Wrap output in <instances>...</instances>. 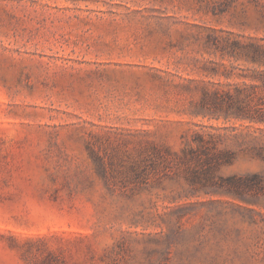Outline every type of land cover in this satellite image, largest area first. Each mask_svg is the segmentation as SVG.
Wrapping results in <instances>:
<instances>
[{"label": "rangeland", "instance_id": "1", "mask_svg": "<svg viewBox=\"0 0 264 264\" xmlns=\"http://www.w3.org/2000/svg\"><path fill=\"white\" fill-rule=\"evenodd\" d=\"M210 36L264 44V0H0V264H264V126L191 112L252 67Z\"/></svg>", "mask_w": 264, "mask_h": 264}, {"label": "trees", "instance_id": "2", "mask_svg": "<svg viewBox=\"0 0 264 264\" xmlns=\"http://www.w3.org/2000/svg\"><path fill=\"white\" fill-rule=\"evenodd\" d=\"M210 38L212 45L207 41L206 46H213L214 54L219 53L222 59L244 60L252 67L242 69L238 66H231V70L223 73L222 76L226 80L235 79L232 82L201 81L199 83L201 94L199 99L192 104L191 112L195 116L208 120L226 122L234 120L249 125L264 126V44L258 43L255 39L241 43L238 40L229 42L227 39L219 41L212 36ZM212 63L213 67L210 71L204 70L206 77L218 76L217 68L222 67V65L217 66L216 63ZM195 140L199 149H205L204 147L208 144L200 134L195 135ZM252 150L258 157L264 159V146H253ZM226 181L233 186L234 196H242L244 189L261 190L263 186V181L257 174H252L248 178L230 177L226 178Z\"/></svg>", "mask_w": 264, "mask_h": 264}]
</instances>
